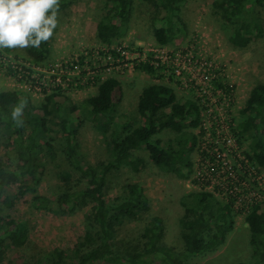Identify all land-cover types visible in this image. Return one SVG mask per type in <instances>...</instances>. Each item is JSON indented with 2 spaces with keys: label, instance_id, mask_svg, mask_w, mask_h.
Here are the masks:
<instances>
[{
  "label": "rangeland",
  "instance_id": "rangeland-1",
  "mask_svg": "<svg viewBox=\"0 0 264 264\" xmlns=\"http://www.w3.org/2000/svg\"><path fill=\"white\" fill-rule=\"evenodd\" d=\"M62 1V0H60ZM218 0H183L178 20L181 33L165 46L157 45L153 27L160 24L157 9L141 0H133L128 27L123 35L105 45L95 37L96 23L110 6L106 0H78L59 9V24L48 41L49 55L40 64L32 63L23 49L4 52L0 49V91H18L29 100L24 109L42 115L41 105L47 95L66 96L81 119L77 129L78 153L85 164L95 166L109 158L107 136L84 120L82 102L94 94L92 79L114 78L118 87L112 103L114 119L122 123L135 116L140 91L151 84L170 89L171 97L162 103L166 111L173 104L194 102L199 106L200 129L192 130L194 145L189 144L190 164L186 179H178L154 167L145 151L135 155L144 160L138 173L127 166L111 174L105 186L107 204L117 203L127 183L141 186L150 203V216L158 217L163 226L161 243L179 251L178 222L182 218L181 202L191 193L207 192L218 206H228L232 216L230 231L214 251L189 258L192 264H247L250 261L248 230L243 216L256 200L264 199V169L247 161L246 145L236 135L242 108L253 85L264 82V2L253 13L261 20L263 34L243 49L228 43V27H223L214 3ZM111 51L114 55L110 54ZM152 56L159 77L136 70L147 54ZM80 62V63H79ZM11 70L12 74L8 71ZM8 130L0 126V157L15 162ZM172 133L163 131L166 141ZM45 140L54 148V158L45 157L44 171L35 195L48 202V211L31 207L27 194L3 215L24 222L28 237L24 244L6 251L0 264H40L42 257L58 251L65 262L83 249L82 239L88 229L85 216L90 205L73 214L60 213L54 203L63 191L88 186L83 175L70 170L64 160L58 118L46 117ZM174 147L175 144H173ZM67 175V181H63ZM29 183V180L26 181ZM19 184H14V192ZM148 216L125 222L116 228L120 247H139L141 229Z\"/></svg>",
  "mask_w": 264,
  "mask_h": 264
},
{
  "label": "trees",
  "instance_id": "trees-1",
  "mask_svg": "<svg viewBox=\"0 0 264 264\" xmlns=\"http://www.w3.org/2000/svg\"><path fill=\"white\" fill-rule=\"evenodd\" d=\"M78 0L60 1V9ZM157 9L160 24L151 30L154 42L159 46L169 44L181 33L178 13L183 0H141ZM110 3L95 27V37L100 43L109 45L120 38L128 27L130 8L133 0H106ZM264 0H218L214 7L223 27H228V43L235 49L246 48L255 38L263 34V26L253 10ZM11 52L14 49H1ZM26 57L35 64L43 63L49 55V45L42 43L39 48L23 49ZM111 55L114 52L111 51ZM148 53L145 61L135 67L150 77H159ZM80 63V62H79ZM12 74V71H8ZM95 89L80 108L83 119L107 136L109 158L95 166L85 164L78 153L77 129L81 119L77 108L70 100L58 93L47 95L41 105L42 115L25 111L24 124L17 127L11 120V111L20 99L28 98L18 91H0V126L11 136L15 162L0 157V263L7 250L24 244L28 228L24 222L3 215L27 194H32L30 205L41 211H48L47 199L35 195L44 171L47 155L54 158V148L45 140L46 117L58 118L62 135V149L65 163L73 172L87 179L88 186L75 191H63L54 199L60 213L73 214L87 205L91 209L85 216L88 229L79 248L71 260L65 262L58 251L46 253L40 264H192L189 258L214 251L222 244L230 231L232 216L228 206H218L207 192L189 194L181 202L182 218L179 220L181 248L174 251L161 243L162 222L150 216L149 199L137 183L124 186L123 197L107 204L104 197L108 177L127 166L131 173H138L144 167V160L135 155L145 151L148 161L159 170L186 179L189 168L188 146L194 145L192 130L200 129L199 106L194 102L173 104L168 111L162 103L170 99V89L162 84H151L143 88L137 98L135 116L125 118L122 123L114 119L112 97L118 82L114 78L92 79ZM241 121L237 124L236 135L247 147L244 154L248 162L264 169V82L257 83L249 90L242 108ZM7 117V119H5ZM168 131L173 137L163 141L160 133ZM176 147H174V145ZM67 181V175L63 174ZM29 180V183L26 181ZM19 184L15 191L12 185ZM148 216L141 229L139 247H120L116 240V228L125 222H134ZM248 230L250 261L247 264H264V199L252 203L243 216ZM244 264V263H236Z\"/></svg>",
  "mask_w": 264,
  "mask_h": 264
},
{
  "label": "clouds",
  "instance_id": "clouds-1",
  "mask_svg": "<svg viewBox=\"0 0 264 264\" xmlns=\"http://www.w3.org/2000/svg\"><path fill=\"white\" fill-rule=\"evenodd\" d=\"M60 0H0V49L39 48L54 35L59 24ZM28 101L20 99L11 120L22 127ZM7 119V117H5Z\"/></svg>",
  "mask_w": 264,
  "mask_h": 264
},
{
  "label": "built area",
  "instance_id": "built-area-1",
  "mask_svg": "<svg viewBox=\"0 0 264 264\" xmlns=\"http://www.w3.org/2000/svg\"><path fill=\"white\" fill-rule=\"evenodd\" d=\"M248 161V160H247ZM256 201H258V200H256ZM253 202H255V201H253Z\"/></svg>",
  "mask_w": 264,
  "mask_h": 264
}]
</instances>
